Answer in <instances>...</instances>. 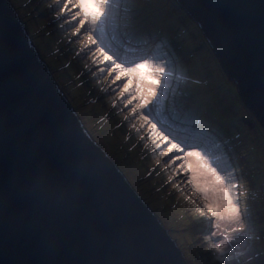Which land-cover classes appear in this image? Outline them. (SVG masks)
<instances>
[{
	"label": "rangeland",
	"instance_id": "obj_1",
	"mask_svg": "<svg viewBox=\"0 0 264 264\" xmlns=\"http://www.w3.org/2000/svg\"><path fill=\"white\" fill-rule=\"evenodd\" d=\"M8 1L83 128L186 262L264 264V130L183 10Z\"/></svg>",
	"mask_w": 264,
	"mask_h": 264
},
{
	"label": "water",
	"instance_id": "obj_2",
	"mask_svg": "<svg viewBox=\"0 0 264 264\" xmlns=\"http://www.w3.org/2000/svg\"><path fill=\"white\" fill-rule=\"evenodd\" d=\"M264 130V0H174ZM0 264H188L0 0Z\"/></svg>",
	"mask_w": 264,
	"mask_h": 264
},
{
	"label": "clouds",
	"instance_id": "obj_3",
	"mask_svg": "<svg viewBox=\"0 0 264 264\" xmlns=\"http://www.w3.org/2000/svg\"><path fill=\"white\" fill-rule=\"evenodd\" d=\"M175 2V1H174ZM176 3V2H175ZM177 4V3H176ZM178 5V4H177ZM183 10V9H182ZM184 11V10H183ZM185 12V11H184ZM186 13V12H185ZM186 15L188 16V14L186 13ZM189 17V16H188ZM190 19V21H192L193 22V20L191 19V18H189ZM193 24H195V22H193ZM195 26L197 27V25L195 24ZM198 28V27H197ZM199 29V28H198ZM200 31V30H199ZM149 32H151V35H152V33L154 32L153 31V29L152 30H150ZM149 32H147V33H145V32H143V35L141 36V37H139V38H137V40H143V39H145V38H148V33ZM156 33V32H155ZM201 34V33H200ZM201 36H202V34H201ZM132 41H135V40H132ZM135 42H137V41H135ZM212 52V51H211ZM214 56V55H213ZM215 57V56H214ZM217 59V58H216ZM218 62V61H217ZM219 64V63H218ZM221 69V68H220ZM224 73V72H223ZM224 76H226L225 74H224ZM227 78V77H226ZM229 80V79H228ZM231 82V81H230ZM234 85V84H233ZM235 87V86H234ZM236 89V88H235ZM237 93H238V91H237ZM254 118V117H253Z\"/></svg>",
	"mask_w": 264,
	"mask_h": 264
},
{
	"label": "trees",
	"instance_id": "obj_4",
	"mask_svg": "<svg viewBox=\"0 0 264 264\" xmlns=\"http://www.w3.org/2000/svg\"><path fill=\"white\" fill-rule=\"evenodd\" d=\"M171 1V3L174 5V6H176L177 8H180V6H178L175 2H174V0H170ZM184 16H186L187 17V19L189 20V17L186 15V13L183 11V13H182ZM196 27V26H195ZM153 33H152V36L153 35H155L158 31L156 30V29H153ZM156 32V33H155ZM133 40H135V41H138L137 39H133Z\"/></svg>",
	"mask_w": 264,
	"mask_h": 264
},
{
	"label": "bare ground",
	"instance_id": "obj_5",
	"mask_svg": "<svg viewBox=\"0 0 264 264\" xmlns=\"http://www.w3.org/2000/svg\"><path fill=\"white\" fill-rule=\"evenodd\" d=\"M133 48H135V49H136V46H133Z\"/></svg>",
	"mask_w": 264,
	"mask_h": 264
}]
</instances>
